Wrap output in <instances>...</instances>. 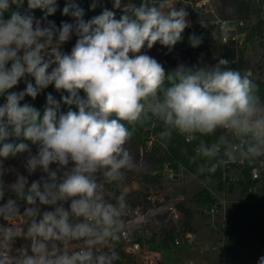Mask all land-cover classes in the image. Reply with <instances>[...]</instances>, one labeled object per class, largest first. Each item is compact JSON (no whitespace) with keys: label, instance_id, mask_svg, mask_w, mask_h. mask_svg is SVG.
I'll return each instance as SVG.
<instances>
[{"label":"clouds","instance_id":"clouds-1","mask_svg":"<svg viewBox=\"0 0 264 264\" xmlns=\"http://www.w3.org/2000/svg\"><path fill=\"white\" fill-rule=\"evenodd\" d=\"M22 4L0 0V264H117L131 231L128 174L141 170L129 147L138 128L159 124L162 139L176 134L194 145L189 161L206 178L229 163L264 161V98L250 74L222 58L166 69L144 51L157 43L171 50L183 39L190 21L178 0H112L118 19L104 8L87 20L68 0L62 14L72 22L59 26L47 20L57 0H27L47 23L19 10L5 19ZM189 43L199 47L202 37ZM22 80L26 87L13 91ZM50 85L67 93L66 113L50 93L42 114L22 103ZM23 141L38 145L36 154ZM23 153L27 175L5 167ZM18 240L25 243L16 247Z\"/></svg>","mask_w":264,"mask_h":264},{"label":"rangeland","instance_id":"rangeland-1","mask_svg":"<svg viewBox=\"0 0 264 264\" xmlns=\"http://www.w3.org/2000/svg\"><path fill=\"white\" fill-rule=\"evenodd\" d=\"M210 1L217 5V2L221 4L225 0ZM178 6L181 4L178 3ZM224 16L229 17L230 13L226 12ZM75 39L73 37L63 46L65 52L70 53ZM144 51L169 69L174 68L180 62L191 65L202 60L204 63L212 64L204 56L190 57L182 54L159 56L154 48L150 50L145 48ZM152 127L153 125H146L138 128L130 142L129 147L133 155L135 150L138 152V158L135 159L141 165V170L128 174L129 193L132 197H141L149 192H160L174 200L180 211L185 209L192 214L190 221L192 233L187 232L186 227L182 225L183 215L177 223L168 222L172 224L173 235L178 237L180 245L157 248L163 255L162 264H258L259 258L264 256V209L260 208L249 195H242L238 182L242 179L243 172L254 166L258 170L259 179L253 193L264 198V161H257L253 166L247 163L243 165L229 163L227 166L218 168L212 175L208 174L204 183H201L197 175L185 168L180 170V178H169L162 175L164 166L171 167V164L176 162V157L169 162L171 154H175L180 159L185 158L186 147L175 136L167 142L166 147H164L165 140L164 145H159L163 139L158 138L154 149L141 157L139 151L144 146L146 132ZM16 170L26 174L24 168ZM14 179L13 174L5 176L6 182H12ZM203 189L217 200V206L206 205L198 201L196 196ZM160 216L154 211L150 212L148 220L151 221V225L148 227V232H153L151 229L161 219ZM168 223L163 220L164 225ZM225 229H228L232 238L245 246V249L238 252H227L223 239ZM163 230L164 227L154 229L157 237L159 236L157 243L162 242ZM250 237H253L256 242L252 243L248 240ZM235 258L238 261L235 262Z\"/></svg>","mask_w":264,"mask_h":264},{"label":"built area","instance_id":"built-area-1","mask_svg":"<svg viewBox=\"0 0 264 264\" xmlns=\"http://www.w3.org/2000/svg\"><path fill=\"white\" fill-rule=\"evenodd\" d=\"M178 3L188 12L187 18L190 21V27L185 29L183 35L189 37L195 34L202 37L200 46L204 49L206 58L212 63H216L221 58L226 59L229 61V68L238 70L242 74H250L253 81L264 83V0H249L250 9L245 18L221 17L216 12L215 3L210 0H178ZM33 16L41 20L42 24L47 23L42 16ZM201 19L207 23L205 27H201ZM47 20L54 21L57 26L64 22L56 21L55 18H47ZM259 24L260 28L256 30ZM154 50L159 56L181 54L178 48L174 47L169 50L160 44L155 45ZM20 87H26L23 80L16 88ZM156 125L146 132L144 146L139 151L141 157L150 153L158 143V138H161L155 129ZM164 140L166 142L164 147H166L167 139H163L159 145H164ZM181 141L193 150L194 145L186 143L183 137ZM254 168L253 166L250 170L251 178L258 181L259 173L256 168L254 171ZM180 170H184L180 165L175 170L165 165L162 175L169 178H180ZM152 174L155 175V173ZM153 211L160 214L166 223H177L181 217L176 202L166 194L160 192L145 194L140 204L131 206L127 217L131 231L123 235L119 244L118 251L121 259L117 264H162L163 255L157 250L161 248L160 243L156 242L158 237L152 241V233L148 232V227L151 225L148 218L150 212ZM24 243L25 241L18 240L16 247ZM168 245L179 246L180 240L173 235Z\"/></svg>","mask_w":264,"mask_h":264},{"label":"trees","instance_id":"trees-1","mask_svg":"<svg viewBox=\"0 0 264 264\" xmlns=\"http://www.w3.org/2000/svg\"><path fill=\"white\" fill-rule=\"evenodd\" d=\"M67 2L68 1L57 0V11L52 16H49L47 18H55L56 21L72 22V18L70 16H65L62 14L63 8L65 7ZM75 2L78 3L79 6L84 9V11H85L84 19H86V20L92 18L93 16L99 15L104 8H108L109 10H114L112 8V0H99L98 6L95 9H91V7H90L92 0H75ZM134 2L138 4L139 0H134ZM248 3H249V0H225V1H222L221 4L219 2H217V5L215 4V8H216L217 14L220 15L221 17H224V18H245L249 12V9H250L248 6ZM15 10H19L22 14L40 15L42 17L44 16V13L40 9L29 10L28 6H27V0H23V4L21 7H19V9H17L16 5H13L12 8L9 10V12L5 13V19L9 18L11 11H15ZM114 11L116 13V18L118 19L122 13L120 10H114ZM226 12L230 13L229 17L224 16L226 14ZM259 28H260V24L258 25L256 30ZM182 36H183V39L174 46L175 48H178L181 51L182 55H187L190 57H202V56L206 57L205 51L201 46L193 48L189 43V37H187L183 34H182ZM157 44H159V43H157ZM212 64H215V63L213 62ZM166 69H169V68H166ZM254 83L257 85L258 94L262 98H264V83L257 82V81H254ZM23 89L24 88L20 87V88L13 89V91H22ZM49 93L52 96H54L57 99V101H61V97L63 95H67V93L58 92L55 89L54 85H50L47 89H44L34 100L31 97H25V100L22 103L31 104L32 106H34L35 108L40 110L41 114H42L43 110L46 106V97ZM81 95H83V93H81ZM4 102H5L4 98L0 97V104H2ZM68 110H69V106L64 105L61 101L60 111L62 113H66ZM71 110H76L75 106H71ZM155 129L157 132L160 133V131L162 130V127L159 124H157ZM174 136L182 143V145H184L186 147L187 155L185 158L180 159L175 154H171L169 162H172V158L176 157V162L171 164L172 165L171 167L175 170L176 167L178 165H180L181 167L185 168L190 173L197 175V173H196V167L197 166L195 164L190 163V161H189V157L193 154V150L190 149L187 144H184L181 141L180 136H178L176 134H174L173 137ZM167 140L171 141L172 138L167 139ZM15 142L19 143L21 141L17 140ZM23 142H26L29 144V147L31 149L32 154H36V152L38 150V145H33V144H31V142H28V141H23ZM134 153H135L134 154L135 158H138V152L135 150ZM27 155H28L27 153H23V154L18 155L15 158H9V159L4 161V165H5V167H13L15 169H21V168H23V166H22L23 161L26 159ZM251 168L252 167H249V168H247V170H245L243 172L242 179L238 182L239 186L241 187V193H242V195H249L250 197H252L253 200L255 201V203L260 208L264 209V198H261L259 195L253 193V189H254V187L258 181L252 180L251 174H250ZM25 175H27V173ZM41 175H43V174L38 171L37 173L33 174L32 176H29V182L31 183L33 180L39 179ZM197 176L199 177V179L201 181H205V179H206L205 176H200V175H197ZM196 197L200 203H203L206 205L217 206V204H218L217 200L212 195H210L209 192H207L205 189L199 191ZM143 198H144V196L132 197L131 193L128 192V200H129L130 206H135L136 204H140L142 202ZM6 199H7V196L5 197V200ZM0 203H2V202H0ZM19 205H20V210L22 212L24 209V206H25L24 202L20 201ZM180 212H182L181 215H183V220H181L182 225L184 227H186L187 232L192 233L193 229L190 225L192 214L189 212V210H185V209H183ZM163 220H164V218L163 219L161 218L160 220H158L157 223L154 225V227L151 229V231H153V232H151L152 233L151 240L154 241L155 238L157 237L156 233L154 232V229L164 227V230H163L164 234L162 235L161 245L167 246L168 243L172 240L174 232H173L172 224L168 223V225H164ZM166 228H168L169 230L166 231L165 230ZM223 239H224V248L229 253L238 252L240 250L245 249V246L238 243L237 240L232 238L228 229L224 230ZM248 240L252 241V243L256 242L253 237L248 238ZM236 261H238L237 258H235V262Z\"/></svg>","mask_w":264,"mask_h":264},{"label":"crops","instance_id":"crops-1","mask_svg":"<svg viewBox=\"0 0 264 264\" xmlns=\"http://www.w3.org/2000/svg\"><path fill=\"white\" fill-rule=\"evenodd\" d=\"M161 245V244H160ZM161 248H162V245H161ZM163 249V248H162Z\"/></svg>","mask_w":264,"mask_h":264}]
</instances>
